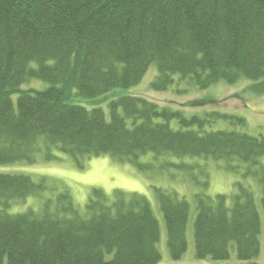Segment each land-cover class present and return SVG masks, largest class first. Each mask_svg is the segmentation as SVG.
I'll return each mask as SVG.
<instances>
[{"label": "trees", "instance_id": "1", "mask_svg": "<svg viewBox=\"0 0 264 264\" xmlns=\"http://www.w3.org/2000/svg\"><path fill=\"white\" fill-rule=\"evenodd\" d=\"M153 63L154 91H166L175 75L201 89L246 79L264 91V0H0V165L31 163L42 149L47 158L49 150L74 159L108 154L144 169L139 159L148 153L237 159L261 184L264 212L263 136L202 132L196 117L117 93L137 86ZM33 79L48 87L21 90ZM43 188L0 174V264L160 261L158 222L143 197L117 192L109 202L94 190L82 215L60 193L53 210L49 200L38 213L7 212ZM158 199L170 258L179 260L188 203ZM197 209V259L227 260L234 245L239 261L255 262L261 222L248 189L239 186L231 207L223 195L197 196Z\"/></svg>", "mask_w": 264, "mask_h": 264}, {"label": "rangeland", "instance_id": "2", "mask_svg": "<svg viewBox=\"0 0 264 264\" xmlns=\"http://www.w3.org/2000/svg\"><path fill=\"white\" fill-rule=\"evenodd\" d=\"M157 74L156 64L153 63L137 86L117 90V93L142 97L159 106H167L171 111L180 112L186 119L196 117L203 122L200 129L202 132L225 131L264 137V91L253 90L256 88L254 86L261 84L260 81L242 79L232 84L220 81L201 89L190 80H179L175 75L166 91H154L151 84ZM47 87V83L33 79L23 83L20 88L41 91ZM16 98V95L11 97L14 104ZM170 126L174 130L181 129L177 120H173ZM197 128L198 125L195 124L192 130ZM48 154L52 158H47V150L42 149L33 155L31 163L0 165V174L26 175L35 184L44 186L39 194L11 203L7 210L9 214H22L27 211L38 213L49 200L52 204L50 209L53 210L60 193H66L75 210L82 215L86 213V204L94 190L101 191L109 202L113 201L117 192L129 197L136 195L148 202L158 222L157 248L160 261L157 264H264L262 186L256 177L246 174V165L237 159L226 162L204 157H156L148 153L139 159L141 165L150 166L144 169L127 161H119L108 154L76 159L54 150H49ZM239 186L252 193L260 216V251L255 262L239 261L234 245L231 246L227 260L197 259L193 235V223L198 212L197 196L214 200L217 195H223L227 205L231 207L234 196L239 192ZM159 193L175 195L178 199L185 200L189 206L185 231L187 248L179 260H172L167 248V233L160 210Z\"/></svg>", "mask_w": 264, "mask_h": 264}]
</instances>
